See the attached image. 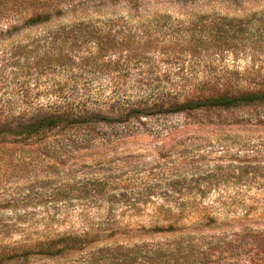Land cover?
<instances>
[{
	"label": "rangeland",
	"instance_id": "1",
	"mask_svg": "<svg viewBox=\"0 0 264 264\" xmlns=\"http://www.w3.org/2000/svg\"><path fill=\"white\" fill-rule=\"evenodd\" d=\"M172 85L264 88V0H0V264H264L230 240L246 213L264 224V121L175 113L160 106ZM60 99L105 123L18 136V117ZM90 227L82 251L27 254Z\"/></svg>",
	"mask_w": 264,
	"mask_h": 264
},
{
	"label": "trees",
	"instance_id": "2",
	"mask_svg": "<svg viewBox=\"0 0 264 264\" xmlns=\"http://www.w3.org/2000/svg\"><path fill=\"white\" fill-rule=\"evenodd\" d=\"M57 12L56 15H58ZM54 16L50 13L35 15L27 19L25 27H36L51 23ZM147 87L148 85H142ZM167 91H160L162 96L160 106L172 107L175 113H190L192 111H210V110H235L239 108H253L257 115L255 118L264 121V88L253 91L242 90H224L220 95L206 96L203 90L197 87L186 88L185 85H172ZM190 89V91H189ZM73 99H60L54 107L46 114L31 116L25 119L20 116L18 127L22 129L18 136L24 139L42 138L48 133L56 130H67L69 128H89L92 131L96 127L105 123V117L98 113L81 109ZM246 213L245 218L239 219L240 232L231 236L230 240L235 243L233 252H243L244 250L258 260L264 262V224L258 217H249ZM208 224L217 225L218 219L207 217ZM209 225L196 223L191 226L177 227L168 225L167 227H155L154 232L169 236H197L199 231ZM228 225V224H226ZM80 232H65L54 236H47L39 239L27 250V254L36 258L58 259L67 254L82 251L87 245L92 243L93 229ZM260 258V259H259Z\"/></svg>",
	"mask_w": 264,
	"mask_h": 264
}]
</instances>
